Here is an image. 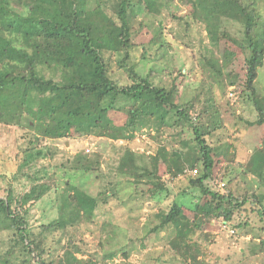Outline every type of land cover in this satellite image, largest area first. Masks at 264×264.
<instances>
[{
    "label": "trees",
    "instance_id": "16d2710c",
    "mask_svg": "<svg viewBox=\"0 0 264 264\" xmlns=\"http://www.w3.org/2000/svg\"><path fill=\"white\" fill-rule=\"evenodd\" d=\"M183 3L188 12L171 13L184 29V34L177 36H185L194 25L203 27L209 44L200 61L208 74L212 70L216 75L224 73L220 61L222 47L229 46V50L243 55L244 78L231 81V85L236 95L252 103L257 112V118L247 123L264 125V75L260 77V70L264 69V0ZM167 5L160 0H0V132L15 126L33 134L24 147L16 143L15 149L0 147V178L8 184L6 195L0 197V264H106V258L116 256L112 250L103 256L87 253L81 245L85 240H77L67 231L81 219L94 220L103 194L92 196L73 186L68 172H91L94 168L82 167L81 160V165H75L76 155L64 158L48 143L74 135L92 134L112 140H133L139 132L156 136L167 132L171 136L168 144L160 145L157 153L149 157L150 165L138 163L137 154L127 149V155L120 157L117 166L118 174L129 178L136 190L146 186L138 192L150 199L168 193L169 184L181 177L188 182L183 195L187 191L197 192L191 203L173 200L168 209L158 211L159 222L153 231L171 226L178 241L186 243L192 230L213 227V221L245 228L250 222L236 219L250 212L264 220V200L254 187L253 192L236 193V176L227 166L217 180L225 160L217 149L222 143L218 132L225 122L213 84L203 81L191 96L184 98L178 82L185 77L183 70H170L173 80L167 86L154 82L156 68L143 73L130 65L136 49L141 47L140 58L147 59L150 46L159 50L167 44L161 23L155 37L145 21L148 16L160 17ZM223 14L239 16L243 21L242 39L231 36ZM135 25L141 27L138 36H149L147 42L136 40ZM104 50L110 52L111 62L116 59L118 69L126 71L131 83L121 84L110 75ZM108 112L122 116L118 125L105 120ZM186 133L191 137L187 138ZM188 143L192 146L187 147ZM43 160L48 161L41 164ZM161 162L165 166L162 171ZM238 164L242 167L239 174H256L257 169ZM257 167L261 188L264 161ZM25 169L31 185L17 193L15 178ZM58 170L68 175L62 179L65 187L61 199L65 204L61 208H67L63 213L72 218L75 216L71 211L75 210L79 219L71 221L64 216V220L42 223L36 231L30 221L32 210L56 186ZM163 174L169 178L165 179ZM221 181L225 183L223 187ZM70 187L75 190L68 191ZM57 231L60 237L55 239ZM50 236L55 239L54 246L48 245ZM119 251L126 260L130 258L127 248Z\"/></svg>",
    "mask_w": 264,
    "mask_h": 264
},
{
    "label": "rangeland",
    "instance_id": "374dc122",
    "mask_svg": "<svg viewBox=\"0 0 264 264\" xmlns=\"http://www.w3.org/2000/svg\"><path fill=\"white\" fill-rule=\"evenodd\" d=\"M160 2L162 5H164V2L168 4L163 7L162 15L158 18L152 16L145 17V21L150 34L155 35V37H158L157 31L160 28L159 23H161V26L164 28L163 38L167 41V44H164L159 50L154 45L150 46L147 59L140 58L142 53L141 47L136 49L133 58L130 60V65H135V68L143 73L148 72L150 68H156L157 71L152 76L154 82L158 85L164 83L167 86H170L173 80L170 70L173 68L183 70L185 77L180 78L178 82L179 91L184 98L191 96L194 93L195 87L199 86L203 81L213 84L214 97L219 102L225 122V127L218 132L222 143L218 144L217 149L225 157V160L221 164V167H219L217 180L219 181V178L222 177L225 166H227L232 174L236 176V180L233 183L236 193L243 195L248 190L253 192L254 187L257 190V194L261 195L262 200H264V186L259 188L258 175L260 170L258 167L256 168V166H260L261 162L264 161V125L251 126L247 123V121H253L257 118V112L252 103L236 95L234 86L231 85V81L244 78L243 55L229 50V46L222 47L220 61L222 62L223 67L221 69L224 73L216 75L212 70L208 74L206 72L207 67L203 68L200 61L201 53H203L205 46L209 44L208 37H205L206 31L202 26L194 25L189 33L183 37H178L177 35L184 34V29L177 21L172 19L171 13L184 14L188 12V7L183 3V0H160ZM223 15V21L231 32V36L242 39L243 21L239 16ZM133 31L134 36H137L136 40L143 42L149 39L148 35L138 36L139 31H141V27L138 25H135ZM201 39L204 41L203 44H201ZM226 45H229V43ZM103 52L108 60V67L111 68L109 69L111 71L110 75L119 79L121 84L131 83L126 71L118 69L115 63L116 59L112 58L113 62H111L108 57L110 52H107V50ZM116 56L118 58V54ZM220 66L218 64V67ZM218 67L217 69H220ZM262 75H264V69L260 70V77ZM227 81L226 94H223L221 92L225 89ZM121 117L118 113L115 114L113 112H108L104 115L107 122L116 125H118ZM0 125L3 128L2 123ZM3 130L0 132V147L7 146V150L13 149L14 143L18 147H24L27 145L29 136L32 134V131L30 132L29 130L15 126L10 131ZM152 133L154 132L152 131ZM25 135L27 136L26 138L24 137ZM185 136L189 138L191 134L186 133ZM169 141H171V136L167 132L161 136L139 132L133 140H112L86 134L48 141L49 145L57 148L64 158L76 155L75 165H81L79 163L81 160L82 167L94 168L91 172L81 170L68 172L73 186L75 185L78 190L82 189L92 196L103 193L99 197L100 202L94 220L87 222L81 219L75 226H69L67 230L77 240L82 238L85 240L81 245L86 249L87 253H96L99 256H103L104 252L112 250L116 256L106 258V264L133 263L131 258L134 260V255L140 252L139 246L147 244L150 239L147 236L149 228L159 221L156 213L160 210L168 209L173 200L188 204L195 199L197 192L187 191V194L183 195L182 192L188 184L184 177L175 180V183H170L168 193L164 192L159 197L150 199L147 197L148 195L145 196V194L142 195L138 192L142 187L147 188L146 186H141L139 190H136V186L130 182L129 178L119 175L117 172L120 157L127 155V149L137 154L138 163L150 165L151 161L149 157L157 153L160 145L168 144ZM191 146L192 144H187V147ZM191 154L194 158V152ZM233 156L235 159L232 158ZM47 161L43 160L41 164ZM238 162L251 166L252 170L257 169V171L255 170L256 172L254 171L256 174L253 172L239 174L242 167ZM97 164L100 166L98 169L96 168L98 167ZM160 167L161 171L165 169L162 162L160 163ZM24 172H27V169L19 172L15 178L14 187L17 193L24 192L30 188L31 181L25 176ZM63 174V171L58 170L56 186L32 210L30 221L36 231L40 230L42 223L48 224L57 218L64 220V216H67V220L71 221H78L79 219L76 217L75 210L71 211L75 217L71 216L72 218H70L68 214L64 215L63 213L67 208H61L65 204L61 199V194L65 187L62 179L68 177V175L64 176ZM163 177L165 179L169 178L165 174H163ZM223 181L227 182V179ZM7 187V182L0 178V197L6 195ZM72 189L75 190L73 187H70L68 191L71 192ZM148 215H151L149 220L143 219V217ZM236 220L238 222L248 220L250 223L245 228H236L230 224L227 229L223 228V224L216 223L221 228V236L224 240L234 242V240L245 234L247 230L248 234L252 235V241H255L257 238H264V220L256 212H250L248 215L243 214ZM230 230H234L236 234H232ZM54 237L55 239L60 237V231H57ZM55 239L50 236L48 245L54 246ZM121 248H127L130 251V258L128 260L123 258L121 251L117 252ZM79 256L82 255L79 254Z\"/></svg>",
    "mask_w": 264,
    "mask_h": 264
},
{
    "label": "crops",
    "instance_id": "0c3cea01",
    "mask_svg": "<svg viewBox=\"0 0 264 264\" xmlns=\"http://www.w3.org/2000/svg\"><path fill=\"white\" fill-rule=\"evenodd\" d=\"M149 218L150 216L143 217L145 220ZM154 226L149 228L148 243L139 246L140 252L134 255V260L131 258L133 264H194L195 261L264 264V243L261 244L264 238L252 241L248 230L234 242H229L222 238L221 228L213 221V227L192 230L188 242L183 243L184 240L178 241L173 227L167 226L161 231H153ZM123 258L126 260L124 256Z\"/></svg>",
    "mask_w": 264,
    "mask_h": 264
},
{
    "label": "built area",
    "instance_id": "2783aa9c",
    "mask_svg": "<svg viewBox=\"0 0 264 264\" xmlns=\"http://www.w3.org/2000/svg\"><path fill=\"white\" fill-rule=\"evenodd\" d=\"M192 173H193V174H197V170H193ZM219 184H220L221 187H223V186L225 185L224 182H219ZM223 228H225V229L229 228V224H227V223H223ZM230 232H231L232 234L235 233L234 230H230Z\"/></svg>",
    "mask_w": 264,
    "mask_h": 264
}]
</instances>
